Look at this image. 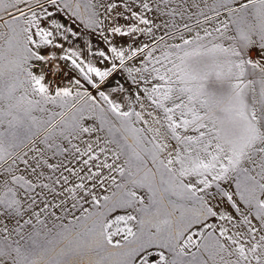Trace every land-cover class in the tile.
Returning a JSON list of instances; mask_svg holds the SVG:
<instances>
[{
	"label": "snow or ice",
	"instance_id": "snow-or-ice-1",
	"mask_svg": "<svg viewBox=\"0 0 264 264\" xmlns=\"http://www.w3.org/2000/svg\"><path fill=\"white\" fill-rule=\"evenodd\" d=\"M261 233L264 0H0V264H264Z\"/></svg>",
	"mask_w": 264,
	"mask_h": 264
},
{
	"label": "rangeland",
	"instance_id": "rangeland-1",
	"mask_svg": "<svg viewBox=\"0 0 264 264\" xmlns=\"http://www.w3.org/2000/svg\"><path fill=\"white\" fill-rule=\"evenodd\" d=\"M20 7H23V5H20ZM49 10L51 11V9H49ZM5 18H7V17H5ZM58 19H60L61 21L65 22L66 26H69V27H72V28H78V26L80 25V24H78V23H79V20H76L75 23H73V22H72V19H69V16H68V15H65V14H59ZM73 19H75V18H73ZM121 22L124 23L123 20H122ZM81 25H82V24H81ZM76 31H78V30H76ZM185 34H187V33H185ZM188 35H189V34H188ZM188 35H186L185 38H187ZM168 42H169V43H178V42H179V39L177 38L176 40L168 41ZM67 46H68V44H67V42H65V47H67ZM76 46H79L80 48L82 47L80 41H77V42H76ZM84 53L86 54L87 52L85 51ZM84 53H83V54H84ZM87 55H88V54H87ZM99 65H100V64H98V66H99ZM129 66H132V64L129 63ZM252 78H253V77H251V76L248 77V79H252ZM64 82H65V85H68V83H69L68 80H65ZM60 84H61V81H60ZM60 86H61V85H60ZM255 87H256V89H257V91H258V90H259V85L257 84V85H255ZM142 95H143V94H142ZM37 98H38V97H37ZM113 99L117 100V102L124 103V101H123L119 96L113 95ZM142 102H143L144 105H145L144 109H141V108L139 107L137 110H138V111L141 110L142 112H144V114H145V119H147V120L149 121V126H151V125L153 124L152 117L148 116L147 113H148V112H152L153 116H156V117L162 116L163 114H162V112H161L160 110L155 109L154 106H151V102H150V101H147L146 99H144ZM101 104H103L102 101H101ZM138 105H139V104H138ZM169 106H171V104H169ZM47 107H48L51 111H53V112H59V111H61V109L59 108L58 105H48ZM104 107H107V106L104 105ZM124 108L127 109V104H126V103H125ZM34 114L37 115V116H40V117H43V118L47 119V113H39V112H36V113H34ZM137 126H138V127H145L142 123L137 124ZM163 131H164V130L162 129V132H163ZM148 135H149V137L151 136V134H148ZM167 142L171 145V147H175V146H176V142H175L174 140H170V139H169ZM110 147H113V148H114V146H110ZM24 150L27 151V149H24ZM169 150H171V148H170ZM30 155H31V153H30ZM101 158H103V157H101ZM161 158L166 159V158H167V152L164 153L163 156H162ZM109 162H110V161H109ZM149 166H151V164H149ZM114 175H117V180H118V182H119V180H120L119 175H118V174H115V173H114ZM209 178H210V177H209ZM189 179H190V178H185V182H188ZM193 182H194V180H193ZM221 186H222V187H226V186L223 184V182H221ZM111 190H115L114 187H113ZM226 190L233 191V190H234V186H233V188H226ZM209 191L215 193V192L217 191V189L215 188V185H213V188L210 189ZM105 194H110V192H105L104 190H98V195H105ZM140 194L145 196V203H148V199H147V195H146L145 190H140ZM234 199L237 200V203H238L242 208H246V206L243 205V202L239 200V197H234ZM211 203H212V205L214 206V208L219 209V211H228V212H231L233 215H235L237 218L239 217V214L235 213L234 209L230 208V206H229V205H230V202H227L226 198H222V197L217 196L215 200H212V201H211ZM84 207H85V208H90V205H89V204H85ZM79 214H80L79 211H77V212H76V215H79ZM133 214H136V213H133ZM137 215H138V214H137ZM178 217H179V211H176V212L174 213V219H175V218H178ZM138 218H139V217H138ZM249 218L252 219L251 216H250ZM67 222H68V221L65 220V223H67ZM208 222H209V223H216L218 227H219L220 224H224L225 227H229L230 232L236 230V229H232V228H231V224H229L228 222H225V221H219L218 218H211V217H210ZM130 223H131V225L133 226V229H134V231H135L136 228H137V225L135 224V222H130ZM253 224H257V226H259L258 223H257V221L254 220V219H253ZM120 226L122 227L123 225H120ZM240 230H243V226H241V229H240ZM206 231H207V230H206ZM261 234H264V233H261ZM258 238H259V236H257V239H258ZM113 239H114V240H116V239H122V235H121V236H116V237H114Z\"/></svg>",
	"mask_w": 264,
	"mask_h": 264
},
{
	"label": "crops",
	"instance_id": "crops-1",
	"mask_svg": "<svg viewBox=\"0 0 264 264\" xmlns=\"http://www.w3.org/2000/svg\"><path fill=\"white\" fill-rule=\"evenodd\" d=\"M98 11H100V18L102 19V20H104V27H108V26H110V22L108 21V20H105L104 19V14H103V11L102 10H99L98 9ZM223 18V17H222ZM121 23H123V22H121ZM78 24H80L79 26H78V28H73L74 30H78V31H81V32H87V31H91L90 29H86L85 28V26H84V24H83V22L82 21H80L79 20V23ZM82 24V25H81ZM205 26H207V25H205ZM99 30H97V32H98ZM107 35H109L110 37H111V33H106ZM185 36L186 35H188V33L187 34H184ZM226 44H227V42H225ZM92 44H93V50L95 51V50H106V45H104L103 43H97V41H96V39H93L92 40ZM77 47V49H80V47L79 46H76ZM88 54V55H87ZM83 58H86V59H89V60H91L93 63H96V64H100L99 66H104V64L106 63V62H103V61H99L97 58H95V57H93L91 54H89L88 52L85 54H83ZM73 75H75V73H73ZM65 80H62L61 81V86H65V82H64ZM85 87H90V86H88V85H85ZM73 88H74V90H75V87L73 86ZM106 91H108V89H105ZM81 91H83V89H81ZM93 92H94V90H93ZM79 106V105H78ZM134 107H135V110L136 111H138L137 109L139 108V105L138 104H135V105H133ZM124 110H127V109H125L124 108ZM141 111V110H140Z\"/></svg>",
	"mask_w": 264,
	"mask_h": 264
}]
</instances>
